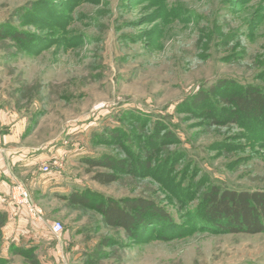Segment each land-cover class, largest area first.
<instances>
[{
  "label": "rangeland",
  "instance_id": "1",
  "mask_svg": "<svg viewBox=\"0 0 264 264\" xmlns=\"http://www.w3.org/2000/svg\"><path fill=\"white\" fill-rule=\"evenodd\" d=\"M19 32L39 44L29 51ZM247 86L264 91V0H0V107L19 113L31 146L61 149L41 163L65 159L59 182H22L39 228L17 252L4 237L0 264H264V233H223L202 212L213 186L264 190V130L218 101ZM130 153L141 169L110 185L84 164ZM127 198L154 200L175 234L109 228L95 206Z\"/></svg>",
  "mask_w": 264,
  "mask_h": 264
},
{
  "label": "trees",
  "instance_id": "2",
  "mask_svg": "<svg viewBox=\"0 0 264 264\" xmlns=\"http://www.w3.org/2000/svg\"><path fill=\"white\" fill-rule=\"evenodd\" d=\"M13 38L22 45H28L29 51H32L34 42L37 45L39 44L35 40L34 42L30 41L28 35L20 32L14 34ZM219 85V87L212 88L209 93L199 92L192 101L194 105L196 107L208 105L211 95H215L220 88L225 86L223 82ZM218 101L226 110L229 109V114L234 116V122L251 123L258 128L256 130H264V91L261 88L247 86L242 92L229 94L225 98L221 97ZM150 135L148 145H159L162 135L157 131ZM131 155L133 156H128L126 159H117L112 155H104L101 158H87L84 160V164H87L90 169L89 172L95 169L110 171L97 173L93 177L94 181L101 185H110L118 180L119 171L131 173L134 167L141 169L143 162H138L137 156ZM145 157L147 159L152 157V151L148 150ZM145 165L148 166V164ZM203 196L202 212L208 225L212 228L228 234L260 235L264 233V190H224L218 186H213ZM62 198L71 205L87 207L91 204L89 199L77 193H71V195ZM95 209L103 216V220L109 228L122 229L131 238H136L139 232H148L153 227H163L167 223L165 229L168 233L175 234L177 231L173 226L174 221L170 214L166 213L152 199H110L107 202L98 203ZM7 221L6 215L0 211V244L3 243V229ZM11 246L16 249V252L21 250V247L17 248L12 244ZM0 262H3L1 258Z\"/></svg>",
  "mask_w": 264,
  "mask_h": 264
},
{
  "label": "crops",
  "instance_id": "3",
  "mask_svg": "<svg viewBox=\"0 0 264 264\" xmlns=\"http://www.w3.org/2000/svg\"><path fill=\"white\" fill-rule=\"evenodd\" d=\"M31 137L17 111L0 107V211L8 218L4 237H9L17 248L29 243L28 238L40 223L31 211V205L38 209L36 204L30 198L29 205L19 196L22 182L34 183L49 177L56 183L61 177L58 172L46 174L41 169V161L49 157L47 154L62 156L61 149L55 144L35 148L30 145Z\"/></svg>",
  "mask_w": 264,
  "mask_h": 264
},
{
  "label": "built area",
  "instance_id": "4",
  "mask_svg": "<svg viewBox=\"0 0 264 264\" xmlns=\"http://www.w3.org/2000/svg\"><path fill=\"white\" fill-rule=\"evenodd\" d=\"M65 159L63 157H55L52 160L49 161H43L41 163V169L44 173L50 174L53 173L54 169L58 173H62L65 171ZM19 196L23 201H25L27 204L31 205L30 197L26 190L23 187H19ZM31 211L33 214L38 215L40 214L34 207L31 205ZM64 227L63 224L59 221H56V223L52 224L51 226V232L57 237L60 236L63 233Z\"/></svg>",
  "mask_w": 264,
  "mask_h": 264
}]
</instances>
